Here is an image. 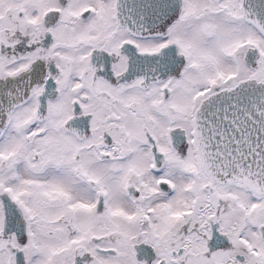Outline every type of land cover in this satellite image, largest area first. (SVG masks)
<instances>
[{
	"label": "snow or ice",
	"instance_id": "6c2138e0",
	"mask_svg": "<svg viewBox=\"0 0 264 264\" xmlns=\"http://www.w3.org/2000/svg\"><path fill=\"white\" fill-rule=\"evenodd\" d=\"M0 264H264V0H0Z\"/></svg>",
	"mask_w": 264,
	"mask_h": 264
}]
</instances>
